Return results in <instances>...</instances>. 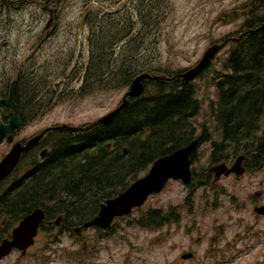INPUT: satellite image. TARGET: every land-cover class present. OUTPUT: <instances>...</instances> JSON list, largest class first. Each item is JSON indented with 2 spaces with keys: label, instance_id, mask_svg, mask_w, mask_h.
Wrapping results in <instances>:
<instances>
[{
  "label": "trees",
  "instance_id": "trees-1",
  "mask_svg": "<svg viewBox=\"0 0 264 264\" xmlns=\"http://www.w3.org/2000/svg\"><path fill=\"white\" fill-rule=\"evenodd\" d=\"M36 1L0 3L2 7L19 10ZM68 1L56 0L63 5ZM163 1L85 0L79 19L85 31L83 49L59 57L44 56L41 61L37 52L27 60H14L16 64L3 68L7 82L0 84V100L8 96L11 81L16 78L15 101L26 124L44 118L61 103L111 90H127L140 74L163 77L146 81L144 95L129 99L130 105L111 124L84 132L50 130L3 183L13 188L0 187V200L9 201L5 211L0 206L3 211L0 219L7 218V226H13L36 209H43L46 217L42 231L51 230L62 216L60 231L72 232L94 219L104 202L127 190L156 160L189 146L194 140L199 146L211 143L208 156L211 165L243 154L246 173L263 169L264 30L258 29L264 25V0L244 3L224 14L228 20L246 16L243 29L228 36L241 39L228 43L231 48L223 68L210 66L198 77L207 78L208 87H215L217 99L211 102L208 112L213 127L207 119L197 122L205 107L204 100L199 98L195 81L182 83L179 74L186 69L177 72L157 69L151 58L145 56L146 50L156 44L144 41L162 21ZM250 30L255 32L251 34ZM199 157L194 152L193 163ZM192 172L193 181L187 186L191 192L186 201L193 200V193L210 183L205 169L201 174L193 166ZM139 211L141 214L129 224L146 230H157L180 220L173 207L134 210ZM114 231L115 226L108 233ZM84 254L80 246L75 258Z\"/></svg>",
  "mask_w": 264,
  "mask_h": 264
},
{
  "label": "rangeland",
  "instance_id": "rangeland-1",
  "mask_svg": "<svg viewBox=\"0 0 264 264\" xmlns=\"http://www.w3.org/2000/svg\"><path fill=\"white\" fill-rule=\"evenodd\" d=\"M249 1L252 0H164L162 21L144 41L148 45L156 44L146 50L145 56L151 58L152 65L157 69L177 72L192 68L212 43L243 29L246 16L228 20L224 14ZM84 3L85 0H69L63 5L56 0H49L48 3L38 0L36 4L19 10L3 9L0 4V84L7 82L3 68L16 64L14 60L22 62L38 52L41 61L44 56L58 54L59 57L83 49L85 31L80 27L79 19ZM230 48L231 44L220 52L212 64L214 68H223ZM195 85L205 105L197 122L203 123L207 119L211 126L213 121L209 119L208 112L211 102L217 99L215 87H208L207 78L196 80ZM126 91L111 90L83 100L61 103L44 118L22 128L16 141L55 124L79 127L93 123L114 111ZM214 139H218L216 134ZM209 145L210 142L200 149L204 156H201V162L194 165L198 173L214 167L208 162ZM10 149V145H0V158ZM210 186L211 183L193 193L195 197L190 204L198 207L194 213L183 215L179 205L186 201L191 190L181 182H170L161 194L151 197L141 209L177 207L181 214L180 222L157 230H146L129 224L141 214V211L134 212L124 221H117L115 232L107 237L100 238L96 229L87 230L85 238H90L93 244L89 252L95 256L86 257V260L81 256L79 260L84 264H230L237 253L244 264H264V217L253 209V203L259 199L255 197L261 195V189L264 190V168L240 179L217 180L214 189ZM258 192L259 195L254 197ZM263 200L264 197L260 198L259 203ZM206 201H209V207L201 215ZM2 225L0 222V231ZM260 232L259 240L252 238L249 242L251 246H260L263 251L260 256L254 254L253 247L249 250L248 244L245 252L242 249L238 253L234 249L244 241L237 239L239 234L256 237ZM52 236L39 235L24 259L15 254L0 264H34L40 255L46 258L43 264H80L75 258L78 247L75 248L71 236L57 235L50 240ZM46 245L51 247L52 253L42 250ZM193 252V259L185 261L181 258L185 253Z\"/></svg>",
  "mask_w": 264,
  "mask_h": 264
},
{
  "label": "water",
  "instance_id": "water-1",
  "mask_svg": "<svg viewBox=\"0 0 264 264\" xmlns=\"http://www.w3.org/2000/svg\"><path fill=\"white\" fill-rule=\"evenodd\" d=\"M257 1V0H255ZM264 30V25L258 29V31ZM255 31H250L253 34ZM237 41V39H233ZM226 42L222 44H215L209 47L200 61L191 69L185 71L180 76L183 83H190L200 76L205 70H207L212 61L225 47ZM162 79L159 76H152L148 73H144L136 77L129 91L125 94L121 105L109 115L101 118L99 121L87 127L83 128H71L68 126H58L54 129L64 131H78L90 129L97 125H108L114 121L116 116L126 109L130 101L129 98L135 99L141 97L145 92V81H156ZM17 89V83L13 82L11 85L9 97L7 100H3L2 104L12 105L14 112L10 114V123L5 125L0 117V144L4 142L5 137L8 133H13L19 126L20 120L17 116V105L14 103V97ZM51 130V129H48ZM32 138L26 146L18 143L16 144L11 152L2 160L0 163V183L7 179L16 166L22 154L29 151L30 148L37 146L43 139L44 134ZM13 142V136L8 137V143ZM197 141H193L189 146L176 150L170 155L164 156L158 159L151 167L149 173L133 183L130 188L120 194L114 199L106 201L100 209L99 215L91 221L86 222L82 228H76L75 232L80 234L82 229H89L91 227H97L101 230H109L112 227V223L115 218L125 217L132 213L134 208L142 207L149 196L153 194L161 193L166 187L167 183L171 180L182 181L185 185H189L192 182V171H191V155L197 149ZM234 165L233 168L228 169L225 165L216 167L211 170L215 172L217 179L222 176H229L232 173L241 175L244 169L238 164ZM238 164V165H237ZM258 214L264 215V206L257 209ZM44 212L40 209L35 210L33 213L26 216L19 225L13 230L12 237L6 239L0 245V261L6 256L10 255L14 249L23 251L26 254L28 248L35 243V238L38 235L39 226L44 221ZM62 218L60 217L56 224L60 225ZM193 257V254H184L183 260H188Z\"/></svg>",
  "mask_w": 264,
  "mask_h": 264
},
{
  "label": "flooded vegetation",
  "instance_id": "flooded-vegetation-1",
  "mask_svg": "<svg viewBox=\"0 0 264 264\" xmlns=\"http://www.w3.org/2000/svg\"><path fill=\"white\" fill-rule=\"evenodd\" d=\"M5 46H6V44H5ZM1 49V48H0ZM2 50V49H1ZM12 111H13V109H12V107L11 106H4V105H2V104H0V115H1V117H2V119H3V121L6 123V124H8L9 123V115L12 113ZM17 116H18V118H19V120H20V126L15 130L16 131V133H15V142H16V136H17V134L19 133V131L22 129V128H24V127H26V123H25V117H24V114L22 113V114H20V112L18 111L17 112ZM31 124V123H30ZM34 135H36V134H34ZM34 135H32L31 137H33ZM30 137V138H31ZM30 138H25V139H23V140H20L19 142H22L23 143V145H26L27 144V142L29 141V139ZM6 141H7V138H6V140H5V143H6ZM11 146V145H10ZM11 148H12V146H11ZM26 161V158H25V156L23 157V159H22V162H25ZM231 162V164L230 165H233L234 163L232 162V161H230ZM241 163H242V161H241ZM228 165H229V163H228ZM212 178L214 179V176H213V174H212V177H210V180L209 181H212ZM226 178H236V179H240L241 177H235V176H229V177H226ZM215 186H216V183L214 182V183H211V186H210V188L211 189H214L215 188ZM1 188H3V189H7V188H13L12 186H10V185H1L0 186ZM262 191H260V196L259 197H255V196H258L259 195V192L258 193H256L255 195H254V197L255 198H259V199H256V201L253 203V209L254 210H256L257 208H259V207H261V206H263L264 205V200L262 201V203H259L260 202V198H263L264 197V190L263 189H261ZM223 192H225L224 190H223ZM9 201L8 200H0V206H3V209H4V207H5V205H7V203H8ZM188 202L187 201H184L183 203H182V205H179V207L181 208L180 209V211L183 213V215L184 214H186V213H188V212H191V213H194L195 212V208H197L198 207V205L197 206H194V205H192L191 204V207H190V209H185V206H186V204H187ZM205 209H203V211H201L200 212V214L201 215H203V214H205L206 212H207V209H208V207H209V201H206L205 203ZM213 206H214V204H213ZM214 208H215V206H214ZM4 211H5V209H4ZM0 212H3L2 210H0ZM261 217H264V216H261ZM180 218H181V214H180ZM257 218H259V216H257ZM2 222H3V224L7 221V218L6 219H4V220H1ZM55 228L57 229V227L55 226ZM11 232L12 231H10V233L9 234H7V233H1L0 234V239H2V240H4L5 238H8L9 236H10V234H11ZM244 234V233H243ZM261 232L259 233V235L258 236H256V237H247L245 234V236L244 237H242V236H240V234L237 236L238 238V240H244V241H242L241 242V244L239 245V246H241V247H239V246H237V249L236 248H234L235 250H237V252L238 253H240L241 252V250L243 249V252H245L244 251V249H245V246H247V244L250 246L249 247V250H250V248H252L253 247V249H255V251H254V254L257 256L258 254H259V256H260V254H263V251L260 249V246H256V247H254V246H251L250 244H249V242L252 240V238H253V240L254 239H260L261 237ZM47 235H53V236H57V235H62V236H66V235H69V236H71V238H73V240L75 239V237H73V236H75V234L73 233V234H70V233H65V232H60V231H52V232H49V233H46V235L45 236H47ZM51 237V239L50 240H53L54 239V237ZM102 237V235H100V238ZM84 241H82L83 242V244H84V246H85V248H84V251L85 252H88V254L90 253L89 252V250H91L90 248H88L87 249V245H90V238H86V239H83ZM235 241V240H234ZM47 244H52V242H47ZM76 247H77V245H75ZM44 249H46V248H44ZM42 250H43V248H42ZM50 252H52V250H49ZM260 251V252H259ZM40 253H42V251H40ZM194 253V255H195V252H193ZM15 254H20L21 256H22V254H21V252H19V251H17V250H14L13 252H12V254L9 256V257H11V256H13V255H15ZM249 255H250V253H249ZM9 257H7V258H9ZM23 257V259L26 257V256H22ZM85 258L86 257H88V255H86V256H84ZM195 257V256H194ZM6 258V259H7ZM240 255L239 254H237V253H235L234 254V256H233V258H232V260L230 261V264H244V263H242V262H240ZM37 259V262L36 263H34V264H43V257L40 255L39 257H37L36 258ZM260 258H258V260H259ZM20 264H26V263H20ZM81 264H84V263H81ZM86 264V263H85Z\"/></svg>",
  "mask_w": 264,
  "mask_h": 264
},
{
  "label": "bare ground",
  "instance_id": "bare-ground-1",
  "mask_svg": "<svg viewBox=\"0 0 264 264\" xmlns=\"http://www.w3.org/2000/svg\"><path fill=\"white\" fill-rule=\"evenodd\" d=\"M213 172V171H212ZM215 174V172H213Z\"/></svg>",
  "mask_w": 264,
  "mask_h": 264
}]
</instances>
